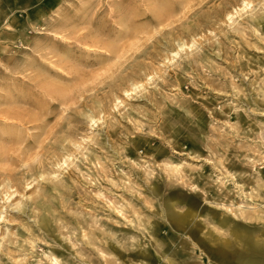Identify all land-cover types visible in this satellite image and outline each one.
I'll list each match as a JSON object with an SVG mask.
<instances>
[{
	"label": "rangeland",
	"instance_id": "374dc122",
	"mask_svg": "<svg viewBox=\"0 0 264 264\" xmlns=\"http://www.w3.org/2000/svg\"><path fill=\"white\" fill-rule=\"evenodd\" d=\"M0 264H264V0H0Z\"/></svg>",
	"mask_w": 264,
	"mask_h": 264
},
{
	"label": "bare ground",
	"instance_id": "6f19581e",
	"mask_svg": "<svg viewBox=\"0 0 264 264\" xmlns=\"http://www.w3.org/2000/svg\"><path fill=\"white\" fill-rule=\"evenodd\" d=\"M56 263V261H54Z\"/></svg>",
	"mask_w": 264,
	"mask_h": 264
}]
</instances>
